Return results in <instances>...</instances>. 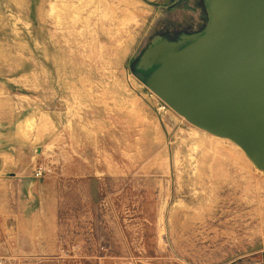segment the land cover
<instances>
[{
	"label": "rangeland",
	"instance_id": "rangeland-1",
	"mask_svg": "<svg viewBox=\"0 0 264 264\" xmlns=\"http://www.w3.org/2000/svg\"><path fill=\"white\" fill-rule=\"evenodd\" d=\"M204 0H0V264H264V172L133 73Z\"/></svg>",
	"mask_w": 264,
	"mask_h": 264
},
{
	"label": "water",
	"instance_id": "water-1",
	"mask_svg": "<svg viewBox=\"0 0 264 264\" xmlns=\"http://www.w3.org/2000/svg\"><path fill=\"white\" fill-rule=\"evenodd\" d=\"M206 26L158 37L133 75L193 126L264 172V0H204Z\"/></svg>",
	"mask_w": 264,
	"mask_h": 264
},
{
	"label": "bare ground",
	"instance_id": "bare-ground-1",
	"mask_svg": "<svg viewBox=\"0 0 264 264\" xmlns=\"http://www.w3.org/2000/svg\"><path fill=\"white\" fill-rule=\"evenodd\" d=\"M218 140H223L222 138H217Z\"/></svg>",
	"mask_w": 264,
	"mask_h": 264
},
{
	"label": "flooded vegetation",
	"instance_id": "flooded-vegetation-1",
	"mask_svg": "<svg viewBox=\"0 0 264 264\" xmlns=\"http://www.w3.org/2000/svg\"><path fill=\"white\" fill-rule=\"evenodd\" d=\"M201 31V30H200ZM199 32V31H198Z\"/></svg>",
	"mask_w": 264,
	"mask_h": 264
}]
</instances>
